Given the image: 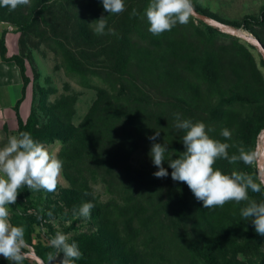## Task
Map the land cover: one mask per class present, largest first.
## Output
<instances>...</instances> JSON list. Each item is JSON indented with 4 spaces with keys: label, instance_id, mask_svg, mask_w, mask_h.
<instances>
[{
    "label": "rangeland",
    "instance_id": "obj_1",
    "mask_svg": "<svg viewBox=\"0 0 264 264\" xmlns=\"http://www.w3.org/2000/svg\"><path fill=\"white\" fill-rule=\"evenodd\" d=\"M192 5L264 44V0H192ZM125 6L118 15L106 12L102 0H30L15 10L0 7V22L15 34L9 59L21 72L18 57L30 79L22 100L28 98L24 120L29 115L33 120L27 131L63 161L55 191L30 190L32 205L69 242L100 237L102 229L132 238L127 253L142 264H208L196 248L223 262L264 264V236L240 215L247 202L202 211V201L188 186L172 180L167 161L185 150V131L175 126L179 114L203 122L210 137L231 145L230 156L238 155L239 147L259 149L262 154L252 165L218 159L214 167L261 178L264 60L259 48L193 15L159 36L148 31L149 24L140 32L137 23L147 20L141 17L144 0H125ZM133 8L138 15L131 16ZM101 16L116 35L107 29L105 35L95 34L90 24ZM234 96L251 102L227 117V100ZM68 124L85 129V136L48 133H62ZM224 128L230 140L221 135ZM156 132L155 143L168 147L166 178L153 175L158 169L149 156L153 141L148 137ZM18 134V123L8 119L0 125V146ZM249 196L264 201V195L252 196L250 190ZM86 202L94 205L90 218L78 215ZM16 203L19 210L9 211L10 222L23 225L30 246L23 264H40L20 214L29 206L21 189ZM35 229L33 243L40 227ZM0 264L11 262L0 256Z\"/></svg>",
    "mask_w": 264,
    "mask_h": 264
},
{
    "label": "clouds",
    "instance_id": "obj_2",
    "mask_svg": "<svg viewBox=\"0 0 264 264\" xmlns=\"http://www.w3.org/2000/svg\"><path fill=\"white\" fill-rule=\"evenodd\" d=\"M29 4L30 0H0V7L10 10ZM102 4L106 12L115 15L124 12L126 7L125 0H102ZM192 11V0H149L145 10L148 31L159 36L171 31L178 23L187 24ZM136 15L137 10L133 8L131 16ZM90 25H94L93 30L97 35H105L106 29L107 34L116 35L114 29L108 28L105 16ZM176 119V128L185 131L182 137L185 150L178 154V158L167 159L168 167L172 169V180L185 183L207 209L223 207L232 201L237 204L247 202L241 208L240 215L244 220H251L256 233L264 236V201L258 202L249 196V190L262 192L264 179L236 170L226 174L214 167L218 159L227 160L229 164L242 161L252 165L262 154L261 151H246L239 147L238 155L230 156L228 149L231 145L210 137L203 122L181 119L179 114H176ZM221 135L226 140L231 139V132L227 128L221 130ZM158 136L156 132L148 137L153 141L149 156L158 169L153 175L166 178L169 172L163 164L168 147L155 143ZM62 169L63 161L58 155L35 140L28 131L9 136L6 144L0 146V256L11 264H23L29 256L27 250L30 246L25 240L23 225L14 226L10 222L9 206L16 203L19 190L23 187L33 191H55ZM85 195L88 193L85 192ZM93 207L91 202L83 203L78 215L90 218ZM49 243L55 251L48 253L47 264H75L82 257L78 244L75 241L69 243V237L64 233L57 232ZM61 253L62 259H58Z\"/></svg>",
    "mask_w": 264,
    "mask_h": 264
},
{
    "label": "trees",
    "instance_id": "obj_3",
    "mask_svg": "<svg viewBox=\"0 0 264 264\" xmlns=\"http://www.w3.org/2000/svg\"><path fill=\"white\" fill-rule=\"evenodd\" d=\"M148 4H149V0H144L145 8H147ZM141 17L146 18L145 12L143 14H141ZM0 21H2V20L0 19ZM147 24H148L147 20L142 21L140 23H137L136 30H139L140 32H142V31L145 32L144 29L147 30L146 29ZM4 40H5L4 37H2V39L0 40V45H1V49L6 51V46H5ZM16 58L18 59V64L21 67V73H22L23 79H24L22 97L17 101V103L14 107V109L16 111V115H17L18 132L20 133L22 131H27L31 127L33 120H32V115H29L27 120H24L20 115V111H19L20 104L23 100V97L25 96L26 87L28 86L30 79L28 78V76L25 73L26 68H25L24 63L21 62V60L18 57H16ZM263 64H264V61H263ZM236 96L230 97L229 100H227L228 101L227 105L229 107V110L226 112L227 117H229L241 105L244 106V105L249 104L251 102L248 99L243 100V101L240 99H236ZM217 111H219V109ZM82 130L85 131V129H83V128L81 130H78V128H76L75 126L68 124L65 127V131L63 130L64 132H62V133H57L56 130H50L48 133H51V135H54L53 138H60V135H62V134L67 135L68 132H70V133L72 132L73 136L76 134L74 136V139H75L80 135V133L82 135V138L85 136L86 131H85V133H83ZM21 191H22L23 196L29 202V206L26 210H20V214L23 216L27 230H28V238H27L28 240L27 241L29 244H31L35 248L37 255L43 260L44 264H47L48 253L55 251L50 246L49 241L51 238H53L55 236L56 233L53 230V228L51 227V225H49L45 221L44 214L32 205L30 189H28L27 187H23V188H21ZM250 194L252 196H258L259 194L264 195V186H262V192L261 193H253L250 190ZM186 206L190 207V205L188 203H186ZM198 208H200L202 211L205 210V209H203L204 207H203V204H201V203H200V207L198 206ZM18 210L19 209H18L17 203L9 206V211H11V212H16ZM126 218H127V216H126ZM126 218H124V219H126ZM130 221L132 224L133 218H131ZM36 225L40 227V230L38 233H36V236L38 237V242L33 243L32 242L33 241L32 236L36 232V229H35ZM207 225L209 227H211L212 223L207 222ZM131 230H133V229H131ZM134 230L137 231L136 229H134ZM84 237L86 240H83L82 237H77L76 239L73 240L78 244L79 249L82 252V257L79 260H76L75 264H116V262H117V264H119V263H122V264H142L140 262H136L127 253V243L132 238H125L124 239V237L121 233H114V232L110 233L106 229H102V233H101L100 237H97V238L88 237V236H84ZM69 243H71V242H69ZM84 243H86V245L84 247H82V245ZM259 244L260 243H258L257 250L259 252V255H262V252L259 249ZM243 247L248 248L249 242H246V244ZM120 250H122V251H120ZM196 253L198 254V258L204 260L208 264H239L235 258L233 259L232 263H230L229 261L223 262V260L220 261L217 258L211 256V254L197 250V248H196ZM62 257H63V254L61 253V255L58 259H62ZM253 264H256V263L254 262Z\"/></svg>",
    "mask_w": 264,
    "mask_h": 264
},
{
    "label": "crops",
    "instance_id": "obj_4",
    "mask_svg": "<svg viewBox=\"0 0 264 264\" xmlns=\"http://www.w3.org/2000/svg\"><path fill=\"white\" fill-rule=\"evenodd\" d=\"M9 28L5 22H0V40L4 37L6 46V51H4L0 45V125L2 127L6 125L8 119L14 123L17 122L14 107L23 94V78L20 68L13 60L9 59L15 53V34ZM27 100L26 97L19 108L23 119L27 112ZM14 113L15 115H13ZM15 128L14 126L12 129Z\"/></svg>",
    "mask_w": 264,
    "mask_h": 264
},
{
    "label": "water",
    "instance_id": "obj_5",
    "mask_svg": "<svg viewBox=\"0 0 264 264\" xmlns=\"http://www.w3.org/2000/svg\"><path fill=\"white\" fill-rule=\"evenodd\" d=\"M191 15L197 17L198 19H200L204 22L210 23V24L218 27L222 31H228L231 34H234L237 37H241V38L247 40L248 42L254 44L255 46H257L259 48V50L262 54L263 60H264V44L257 37H255L251 34H248V33L241 32L237 29H232V28L228 27V25H226L224 22H222L216 18H213L212 16H210L208 14H205V13L198 11L194 6H193V11H192ZM259 169H260L261 179H264V150H263L262 158L260 160ZM35 258L39 261L40 264H44L43 260L40 257L35 256Z\"/></svg>",
    "mask_w": 264,
    "mask_h": 264
},
{
    "label": "bare ground",
    "instance_id": "obj_6",
    "mask_svg": "<svg viewBox=\"0 0 264 264\" xmlns=\"http://www.w3.org/2000/svg\"><path fill=\"white\" fill-rule=\"evenodd\" d=\"M244 33H247V32H244Z\"/></svg>",
    "mask_w": 264,
    "mask_h": 264
}]
</instances>
